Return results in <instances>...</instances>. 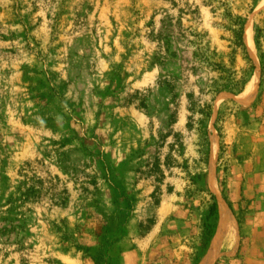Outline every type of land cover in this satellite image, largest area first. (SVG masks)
Masks as SVG:
<instances>
[{
	"label": "rangeland",
	"instance_id": "1",
	"mask_svg": "<svg viewBox=\"0 0 264 264\" xmlns=\"http://www.w3.org/2000/svg\"><path fill=\"white\" fill-rule=\"evenodd\" d=\"M263 2L0 0V264H264Z\"/></svg>",
	"mask_w": 264,
	"mask_h": 264
},
{
	"label": "bare ground",
	"instance_id": "2",
	"mask_svg": "<svg viewBox=\"0 0 264 264\" xmlns=\"http://www.w3.org/2000/svg\"><path fill=\"white\" fill-rule=\"evenodd\" d=\"M264 5V2L262 3ZM244 41L248 50L253 54V38L250 24L245 27ZM216 145L212 147V161L215 158ZM215 187L213 169L211 168V184ZM218 228L212 244L200 264H212L219 254H227L238 245L237 224L230 209L222 203L218 211Z\"/></svg>",
	"mask_w": 264,
	"mask_h": 264
},
{
	"label": "trees",
	"instance_id": "3",
	"mask_svg": "<svg viewBox=\"0 0 264 264\" xmlns=\"http://www.w3.org/2000/svg\"><path fill=\"white\" fill-rule=\"evenodd\" d=\"M235 23L237 25V31H236V48L240 49L243 53H245V47H244V42H243V30H244V20L242 18H236ZM175 40L174 37L172 35L169 34H161L159 37V43L162 46V50L164 52V54L167 57L170 58H176L179 59L180 61H182L183 64H188L190 63V65L192 66V62H190L189 58L187 56H185L186 52L181 51V49H179L177 46H175ZM237 50V49H236ZM194 67V66H192ZM245 78H243L242 80H240L239 83V89H238V93H241L244 85H245ZM221 87L215 88V92H220ZM188 98L191 97L190 95L187 96ZM217 214H218V210H217V203L214 200L213 203L211 204L208 214L206 216V222H204V232H205V241L203 243L202 246V250L205 251L208 243L210 242V240L212 239V237L214 236L215 233V229L217 227ZM213 220V222H210V220ZM199 262V260L197 259L196 264Z\"/></svg>",
	"mask_w": 264,
	"mask_h": 264
}]
</instances>
